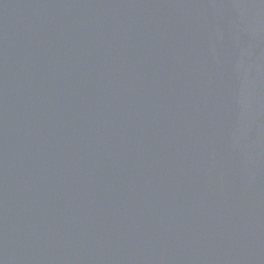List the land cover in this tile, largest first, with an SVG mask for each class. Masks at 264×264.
Wrapping results in <instances>:
<instances>
[{"label":"water","instance_id":"obj_1","mask_svg":"<svg viewBox=\"0 0 264 264\" xmlns=\"http://www.w3.org/2000/svg\"><path fill=\"white\" fill-rule=\"evenodd\" d=\"M0 264H264V0H0Z\"/></svg>","mask_w":264,"mask_h":264}]
</instances>
